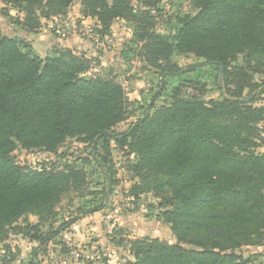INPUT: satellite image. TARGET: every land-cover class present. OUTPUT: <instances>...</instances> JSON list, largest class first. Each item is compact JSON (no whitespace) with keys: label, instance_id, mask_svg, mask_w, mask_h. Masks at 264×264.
Segmentation results:
<instances>
[{"label":"trees","instance_id":"1","mask_svg":"<svg viewBox=\"0 0 264 264\" xmlns=\"http://www.w3.org/2000/svg\"><path fill=\"white\" fill-rule=\"evenodd\" d=\"M76 1L100 38L117 19L131 23L137 55L162 77L181 71L174 54L215 65L220 95L205 101L176 86L168 103L149 102L118 131L134 108L115 75L85 76V55L58 47L41 57L29 42L0 31V242L18 228L45 244L74 223L76 217L42 233L61 201L87 185L82 164L96 165L110 193L117 183L114 145L134 156L129 195L157 197L156 218L175 238H134L123 264H252L237 250L264 244V151H255L264 142V105H254L264 91V0H189L196 14L178 18L169 36L156 30L162 0H5L19 16L11 23L26 32ZM69 139L89 151L60 168L23 167L13 155L17 148L57 155Z\"/></svg>","mask_w":264,"mask_h":264},{"label":"rangeland","instance_id":"2","mask_svg":"<svg viewBox=\"0 0 264 264\" xmlns=\"http://www.w3.org/2000/svg\"><path fill=\"white\" fill-rule=\"evenodd\" d=\"M159 7L160 13L155 14L156 30L165 36L179 26L178 18L197 12L189 0H162ZM79 9L80 3L76 1L61 15L41 18L40 28L32 33L26 32L19 24L11 23L19 16L5 0H0V31L30 44L33 38L41 55L69 45L74 52L90 59V68L85 76L98 73L115 75L134 108L127 120L116 126V130H124L130 122L142 116L149 102L153 101L155 107L168 103L171 90L176 86L182 92L198 94L205 101L219 97L221 73L215 65L204 63L202 58L192 54H174L172 61L182 68L181 71L162 77L137 55L138 47L132 37L131 23L117 19L109 35L98 36L94 40L87 36L86 29L94 28L96 22L83 18ZM235 64H242L240 57ZM190 66L194 67L188 70ZM259 80L260 76L254 75V81ZM255 95L254 105H264V91ZM260 126L264 137V124ZM88 151V144L69 139L57 155L22 148L14 150L13 155L23 167L40 168L45 165L60 168L66 160L85 156ZM255 151H264V142L260 141ZM60 153H65L66 157L61 158ZM133 157L112 145L111 158L117 183L107 195L102 189L103 177L96 165L92 161L82 164L87 185L81 195L71 194L61 201L56 208L55 222L42 227V233L48 235L71 218L76 217V221L45 244L27 236V230L11 228L6 239L0 242V264H123L132 257L129 247L134 238L151 237L174 243L170 225L156 218L158 198L143 194L135 199L128 193L133 178L127 165ZM96 207L99 208L86 212ZM31 219L34 222L35 218ZM18 225L21 227L23 224ZM237 251L244 257H250L252 264H264V244L244 246Z\"/></svg>","mask_w":264,"mask_h":264},{"label":"crops","instance_id":"3","mask_svg":"<svg viewBox=\"0 0 264 264\" xmlns=\"http://www.w3.org/2000/svg\"><path fill=\"white\" fill-rule=\"evenodd\" d=\"M92 20V19H91ZM94 20V19H93ZM95 21V20H94ZM19 26H21V25H19ZM22 27V26H21ZM33 33V32H32ZM29 34V33H28ZM35 34H37V33H35ZM38 39H39V37H38ZM37 41V40H36ZM42 42V41H41ZM31 45H32V47H33V50L38 54V55H40L41 57H43V56H45V55H52V54H54V52H53V50L52 51H50L49 53H47V54H44V55H41V54H39L38 53V51H37V49H36V45H35V42H33V38H31ZM63 46V45H62ZM62 46H59V47H62ZM64 46H68L69 48H70V46L69 45H64ZM38 47V46H37ZM46 52H48V50L46 49Z\"/></svg>","mask_w":264,"mask_h":264},{"label":"built area","instance_id":"4","mask_svg":"<svg viewBox=\"0 0 264 264\" xmlns=\"http://www.w3.org/2000/svg\"><path fill=\"white\" fill-rule=\"evenodd\" d=\"M88 19H91L89 17H87ZM86 19V18H85ZM86 34L87 36H89L90 38L97 40L98 35L94 32V29L92 27H89L86 29Z\"/></svg>","mask_w":264,"mask_h":264}]
</instances>
